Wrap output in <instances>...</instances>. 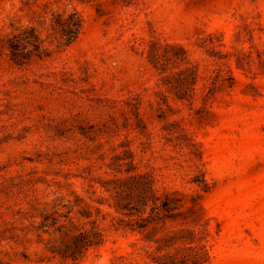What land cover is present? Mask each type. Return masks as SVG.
<instances>
[{
	"label": "rangeland",
	"instance_id": "1",
	"mask_svg": "<svg viewBox=\"0 0 264 264\" xmlns=\"http://www.w3.org/2000/svg\"><path fill=\"white\" fill-rule=\"evenodd\" d=\"M166 253L264 264V0H0V264Z\"/></svg>",
	"mask_w": 264,
	"mask_h": 264
},
{
	"label": "trees",
	"instance_id": "2",
	"mask_svg": "<svg viewBox=\"0 0 264 264\" xmlns=\"http://www.w3.org/2000/svg\"><path fill=\"white\" fill-rule=\"evenodd\" d=\"M18 48H19V44L14 39H11V50H12V53H13L15 58L18 56V52H19ZM184 259H185V257L182 260H184ZM159 260H160L159 262H161V264H176L175 257L169 253H166V254H163L162 256H160ZM183 262L184 261H182V263Z\"/></svg>",
	"mask_w": 264,
	"mask_h": 264
}]
</instances>
